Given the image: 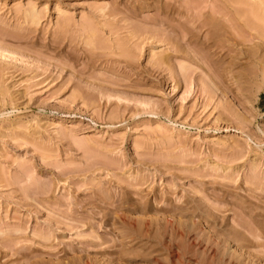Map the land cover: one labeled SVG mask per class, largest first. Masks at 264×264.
Returning a JSON list of instances; mask_svg holds the SVG:
<instances>
[{"label": "rangeland", "instance_id": "374dc122", "mask_svg": "<svg viewBox=\"0 0 264 264\" xmlns=\"http://www.w3.org/2000/svg\"><path fill=\"white\" fill-rule=\"evenodd\" d=\"M0 264H264V0H0Z\"/></svg>", "mask_w": 264, "mask_h": 264}, {"label": "bare ground", "instance_id": "6f19581e", "mask_svg": "<svg viewBox=\"0 0 264 264\" xmlns=\"http://www.w3.org/2000/svg\"><path fill=\"white\" fill-rule=\"evenodd\" d=\"M254 7H255V6H254ZM256 8H258V7H256ZM254 10L256 11V9H254ZM255 11H254V12H255ZM255 14H256V13H255ZM257 14H259V13L257 12ZM260 15H262V14H260ZM259 17H260V16H259ZM250 19H251V17H250ZM255 26H256V25H255Z\"/></svg>", "mask_w": 264, "mask_h": 264}]
</instances>
